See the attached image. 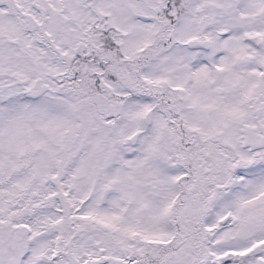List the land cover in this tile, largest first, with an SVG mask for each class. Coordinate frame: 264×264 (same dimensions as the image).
I'll return each instance as SVG.
<instances>
[{
	"label": "snow or ice",
	"instance_id": "6c2138e0",
	"mask_svg": "<svg viewBox=\"0 0 264 264\" xmlns=\"http://www.w3.org/2000/svg\"><path fill=\"white\" fill-rule=\"evenodd\" d=\"M0 264H264V0H0Z\"/></svg>",
	"mask_w": 264,
	"mask_h": 264
}]
</instances>
